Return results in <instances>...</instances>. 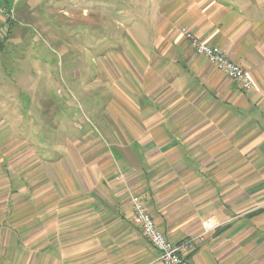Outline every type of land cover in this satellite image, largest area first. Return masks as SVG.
<instances>
[{
    "label": "crops",
    "instance_id": "1",
    "mask_svg": "<svg viewBox=\"0 0 264 264\" xmlns=\"http://www.w3.org/2000/svg\"><path fill=\"white\" fill-rule=\"evenodd\" d=\"M56 1L0 0V52ZM127 1L143 98L113 105L117 118L101 124L111 137L98 139L107 148L82 155L83 166L63 150L43 159L45 181L8 182L0 157V264H151L158 252L132 198L170 242L194 241L190 264H264V0ZM183 27L248 72L254 89L198 56Z\"/></svg>",
    "mask_w": 264,
    "mask_h": 264
},
{
    "label": "rangeland",
    "instance_id": "2",
    "mask_svg": "<svg viewBox=\"0 0 264 264\" xmlns=\"http://www.w3.org/2000/svg\"><path fill=\"white\" fill-rule=\"evenodd\" d=\"M56 3L59 8L47 19L39 16L52 24L51 30L39 21L18 24L24 39L14 35L1 47L0 157L8 182L30 183L37 175L45 181L49 165L43 159L63 150L83 166L82 155L107 148L98 139L111 137L112 130L101 124L117 118L112 108L143 98L145 85L137 71L145 60L132 40L127 45L121 14L128 1Z\"/></svg>",
    "mask_w": 264,
    "mask_h": 264
},
{
    "label": "built area",
    "instance_id": "3",
    "mask_svg": "<svg viewBox=\"0 0 264 264\" xmlns=\"http://www.w3.org/2000/svg\"><path fill=\"white\" fill-rule=\"evenodd\" d=\"M181 32L190 42L198 56L206 58L211 65L222 72L228 79L240 84L244 91H250L254 88V82L247 72L228 59L221 49L199 39L187 28H182ZM130 204L136 225L151 246L158 252V258L151 264H190L187 256L194 248V241L170 242L156 225L148 206L134 198L131 199Z\"/></svg>",
    "mask_w": 264,
    "mask_h": 264
}]
</instances>
